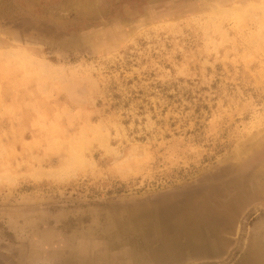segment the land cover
I'll use <instances>...</instances> for the list:
<instances>
[{
	"label": "rangeland",
	"instance_id": "1",
	"mask_svg": "<svg viewBox=\"0 0 264 264\" xmlns=\"http://www.w3.org/2000/svg\"><path fill=\"white\" fill-rule=\"evenodd\" d=\"M0 264H264V0H0Z\"/></svg>",
	"mask_w": 264,
	"mask_h": 264
}]
</instances>
